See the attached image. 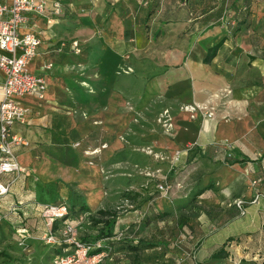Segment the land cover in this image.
<instances>
[{
    "label": "rangeland",
    "instance_id": "rangeland-1",
    "mask_svg": "<svg viewBox=\"0 0 264 264\" xmlns=\"http://www.w3.org/2000/svg\"><path fill=\"white\" fill-rule=\"evenodd\" d=\"M52 1L60 4L58 17L50 27L58 45L55 53L64 57L63 70L53 78L63 95L47 101L41 111H36V117L42 119L41 125H37L39 129L43 128L42 124L52 127L41 129L40 133L45 136L51 130L55 142L50 145L51 151L61 155L69 171L65 177L48 181L47 176H39L40 167L34 168L32 161L22 163L21 154L28 145L11 146V152L19 154L16 160L22 169L0 175L9 181L8 191L0 197V264H53L58 252L39 238L44 219L34 214L37 212L34 204L55 199L68 205V218L74 221L76 238L91 242L92 251L97 245H105L101 249L110 247L103 250L104 256L95 264H193L200 239L208 234L212 237L219 228L214 222L202 225L199 220L205 216L217 217L218 205L213 198L209 204L199 194L198 187L189 185L192 164L187 159L179 162L175 158V152L185 149L184 146L158 147V137L166 142L176 140V117L182 113L189 118L180 108L192 102L161 105L158 97L141 102L146 92L144 80L150 73L142 77L143 81L124 82L122 70L131 69L133 73L131 63L139 66V59L132 54L125 61L120 55L121 62L109 77L97 68L104 48L119 46L115 41L118 35L108 33L110 8L128 13L132 25L140 23L145 34L154 30V22L165 20L153 17L156 5L162 11L181 4L179 20H183L189 11L187 0H130L125 3L130 8L127 12L120 5L115 7L103 0H47ZM148 9L151 15L146 13ZM29 23L33 30L35 23L26 24ZM37 23L35 31H42L43 24ZM24 31L29 29H19L20 33ZM149 34L145 36L148 38ZM160 40L163 45L168 43V38ZM160 40L158 48L162 45ZM33 65L29 62L27 69L33 70ZM163 111L168 113L170 125L164 126L159 120ZM91 120L95 127L86 124ZM91 170L97 171L95 192L99 193V201L92 211L78 212L83 195L77 183L85 184L83 194L95 184L90 177L79 174ZM159 184L164 187L162 190ZM124 197L128 198L126 204ZM139 207L142 211L136 213ZM98 209L111 211L114 217H100L96 213ZM179 220L182 222L178 227ZM106 225L108 234H103ZM103 226L106 227L101 231ZM235 228L232 226V233L236 232ZM128 240L161 245L131 250ZM237 262L223 260L209 264Z\"/></svg>",
    "mask_w": 264,
    "mask_h": 264
},
{
    "label": "crops",
    "instance_id": "crops-1",
    "mask_svg": "<svg viewBox=\"0 0 264 264\" xmlns=\"http://www.w3.org/2000/svg\"><path fill=\"white\" fill-rule=\"evenodd\" d=\"M1 1L7 3L8 0ZM128 1L103 0L115 7L120 5L126 12L130 9L125 4ZM187 4L189 11L183 20H179L181 4L162 11L156 5L153 17L165 20L154 22V30L145 34L140 23L132 25L128 13L121 14L110 8L108 33L118 35L115 41L119 46L104 48L97 68L104 72L103 76L109 77L121 62L120 55L124 60L132 54L139 59V66L130 62L133 73L131 69L122 70L124 82L143 81L142 77L150 73L144 80L146 92L141 102L158 97L161 105L204 102L214 106L211 116L198 113L191 119L182 113L177 115L178 135L173 142L158 137V147L184 146L186 153L180 155L179 162L187 159L194 169L189 185L198 187L199 194L207 198L209 204L213 198L218 205L217 217L205 216L199 220L202 225L214 222L219 228L212 237L208 234L200 239L193 264L223 263V260L264 264V199L259 196L257 202L244 204L243 214L233 205L234 198L249 200L255 193L264 194V0H187ZM49 10L50 2L46 0L45 14ZM148 12L151 15V9ZM25 16L26 22L20 29L26 27L29 31L24 32H32L40 40L29 61L34 64L33 70H27L35 72L46 64L49 67L43 74V97L27 95L17 99L25 109L24 121L14 123L12 130L21 135L23 129L21 136L28 145L21 154L22 163L32 161L34 168L40 167L39 176L45 175L49 181L57 176L65 177L69 165L59 153L51 151L50 145L55 143L51 130L45 136L40 130L52 127L42 124L43 128L39 129L37 125H41L42 119L36 117V111H41L51 98L63 95L53 76L63 70L64 57L56 56L58 45L50 28L52 24L47 25L43 17L28 13ZM31 21L35 23L33 30L30 23L26 24ZM38 21L44 29L36 32ZM147 33H150L148 38ZM161 37L168 38V43L163 45ZM158 40L162 44L159 48ZM208 54L211 56L204 60ZM2 82L0 71V86ZM223 89L228 90L225 96ZM86 124L95 127L92 120ZM57 142L60 145L61 140ZM79 176L90 177L95 183L87 189V194H83L85 184L77 183L83 195L79 205L84 201L88 211H92L99 201V193L95 192L97 171L86 174L80 171ZM71 177L67 175L68 179ZM34 214L40 216L38 211ZM59 226L60 223H55V232L59 231ZM232 226L236 227L235 233ZM221 247L226 256L211 258Z\"/></svg>",
    "mask_w": 264,
    "mask_h": 264
},
{
    "label": "built area",
    "instance_id": "built-area-1",
    "mask_svg": "<svg viewBox=\"0 0 264 264\" xmlns=\"http://www.w3.org/2000/svg\"><path fill=\"white\" fill-rule=\"evenodd\" d=\"M46 0H8L7 3L0 0V71L3 74V82L0 86V173L21 170L16 160V155L11 152V146L24 144L25 140L20 134L14 132V123L24 121L25 109L17 99L27 95H34L41 99L45 89L44 70L49 67L43 66L40 70L29 72L26 68L33 58L36 48L40 42L39 37L32 32H19V29L26 22L25 13L31 16L43 17L47 25L53 24L60 12L58 1L50 2V10L45 14ZM224 96L228 90L223 89ZM183 113L190 117L194 113H201L203 116H211L214 106L208 103L185 104L180 108ZM166 111L161 113L159 120L164 126L170 125L169 116ZM227 145V144H226ZM177 152H175V158ZM9 187V183L0 180V196ZM163 189L162 184L158 185ZM264 199V194L255 193L249 200L234 198L233 205L239 214L244 213V204L257 202L258 197ZM125 204L128 201L124 197ZM66 204L62 200L46 202L41 205L40 217L44 219L45 229L40 233L39 238L48 245L61 248V251L54 257L53 264H95L104 256L103 251L90 253V246L82 244L73 233L70 224H64L58 231H52L51 224L56 218L66 214ZM129 208L136 211L132 205ZM136 213H139L137 210ZM60 241L67 243L65 247L60 246Z\"/></svg>",
    "mask_w": 264,
    "mask_h": 264
},
{
    "label": "trees",
    "instance_id": "trees-1",
    "mask_svg": "<svg viewBox=\"0 0 264 264\" xmlns=\"http://www.w3.org/2000/svg\"><path fill=\"white\" fill-rule=\"evenodd\" d=\"M211 55H206V59H204V60H207L209 57H210ZM185 154L186 153V150L185 149H183V150H180V151H178L177 152V157H176V160H178L179 161V157H180V155H182V154ZM4 173H8V172H4ZM2 173H0V175H1ZM0 180L1 181H3V182H7V180H3L1 177H0ZM8 183H9V181H8ZM9 188V187H8ZM7 191H8V189H7ZM6 191V192H7ZM5 192V193H6ZM4 193V194H5ZM3 194V195H4ZM3 195H1V196H3ZM0 196V197H1ZM53 201H57L56 199L55 200H53ZM52 201V202H53ZM45 204H46V202H45ZM43 205V204H42ZM34 207L37 209V211H38V213H39V211H40V209H41V205L40 204H34ZM66 214H65V216H63V217H61V218H56L53 222H52V224H51V229H52V231H54V226H55V223H60V225L61 226H59L60 228H59V230L63 227V225L64 224H70L71 226H73V224H74V221L72 220V219H69L68 218V209H69V207H68V205H66ZM141 207H139L137 210L138 211H140L141 209H140ZM78 212H80V211H88V208L84 205V204H82L80 207H78V210H77ZM142 211V210H141ZM96 213L100 216V217H108V218H113L114 216H113V213L111 212V211H108V210H100V209H98L97 211H96ZM111 221H112V219H111ZM110 221V222H111ZM97 222H103V221H97ZM113 222V221H112ZM181 222L182 221H178V227H179V225H181ZM103 224H106V222L104 221L103 222ZM108 225V224H107ZM106 225V226H107ZM110 225V224H109ZM105 226V227H106ZM104 226L102 227V229H101V231H103V228H105ZM44 230V229H43ZM42 230V231H43ZM41 231V232H42ZM40 232V233H41ZM103 234H108V226H107V229H105L104 230V233ZM79 239V238H78ZM81 242H82V244H84V245H87V246H91L92 245V243L91 242H89V241H86V239L84 240V239H79ZM128 243H129V248L131 249V250H135L136 249V247H138V249H144V248H148V247H152V246H155V245H161V243H158V244H154V243H151V242H144V241H142V240H137V241H132V240H128L127 241ZM132 242H135L136 243V245H138V246H136V245H133L132 244ZM67 245V243L66 242H64V241H60V246L62 247H65ZM94 245V244H93ZM49 246H52V248H53V250H55L56 252H60L61 251V248L60 247H57V246H53V245H49ZM102 246H105V245H97V249H95V250H91L90 249V253L92 254V253H96V252H99V251H103V250H106V249H108V248H110L109 246H108V248H104V249H101V247ZM226 256V252H225V250L221 247V248H219L218 250H216L214 253H212L211 254V258H222V257H225Z\"/></svg>",
    "mask_w": 264,
    "mask_h": 264
}]
</instances>
